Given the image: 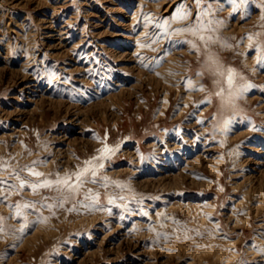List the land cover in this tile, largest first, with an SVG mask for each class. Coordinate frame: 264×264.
<instances>
[{"label": "rangeland", "instance_id": "rangeland-1", "mask_svg": "<svg viewBox=\"0 0 264 264\" xmlns=\"http://www.w3.org/2000/svg\"><path fill=\"white\" fill-rule=\"evenodd\" d=\"M0 187V264H264V0H0Z\"/></svg>", "mask_w": 264, "mask_h": 264}, {"label": "bare ground", "instance_id": "bare-ground-1", "mask_svg": "<svg viewBox=\"0 0 264 264\" xmlns=\"http://www.w3.org/2000/svg\"><path fill=\"white\" fill-rule=\"evenodd\" d=\"M55 26V25H54ZM13 31V30H12ZM234 93H236V92H234ZM190 94V93H189ZM237 94V93H236ZM188 95V94H187ZM188 98V97H187ZM249 100H251L252 98H248ZM166 107V105H164L163 106V108L164 109H166L165 108ZM209 107V106H208ZM207 108V107H206ZM161 110V109H160ZM183 110V109H182ZM182 112V111H181ZM203 112V111H202ZM162 113V112H161ZM96 141V140H95ZM98 141V143H99V140H97ZM107 141V140H106ZM97 143V142H96ZM95 144V143H94ZM106 145V144H105ZM177 145V144H176ZM98 146V145H97ZM108 146V145H107ZM107 146H104V148L105 147H107ZM22 147V146H21ZM176 147V146H175ZM104 148H103V150H104ZM19 149V148H18ZM97 149V148H96ZM111 149H113V148H111ZM40 150V149H39ZM51 150V149H50ZM60 152H64L65 151V163H68V161L69 160H71V157L68 155V153H67V151H66V148H65V150L63 149H61L60 148ZM71 150V149H70ZM17 151V150H16ZM164 151V150H163ZM108 152V151H107ZM112 152V151H111ZM40 154V153H39ZM101 154V153H100ZM110 154V153H109ZM22 155H23V153H22ZM21 155V156H22ZM43 155V154H42ZM138 155V154H137ZM199 155V154H198ZM61 156H63V155H61ZM110 156V155H109ZM27 157V156H26ZM111 157V156H110ZM139 157H140V155H139ZM142 158V157H141ZM22 159V158H21ZM40 159V158H39ZM57 159V158H56ZM78 159V158H77ZM96 159V158H95ZM105 159H106V157H105ZM44 160V159H43ZM73 160V159H72ZM197 160V159H196ZM75 161V160H74ZM73 161V162H74ZM89 161V160H88ZM92 161V160H91ZM90 161V162H91ZM43 162H45V161H43ZM52 162V161H51ZM53 162H54V160H53ZM62 162V161H61ZM102 162V161H101ZM105 162V161H104ZM140 162V161H139ZM48 163V162H47ZM55 163V162H54ZM59 163V162H58ZM94 163V162H93ZM49 167H51V164H49L48 165ZM67 166V165H66ZM69 166V165H68ZM89 166V165H88ZM91 166V165H90ZM95 167V166H94ZM186 167V166H185ZM125 169V168H124ZM63 170V169H62ZM114 170V169H113ZM119 170V169H118ZM121 170V169H120ZM119 170V171H120ZM127 170V169H126ZM54 171V170H53ZM52 171V172H53ZM61 171V170H60ZM125 171V170H124ZM44 173V172H43ZM58 173V172H57ZM61 173V172H60ZM113 173V172H112ZM111 173V174H112ZM46 174V173H45ZM109 174V173H108ZM180 174V173H179ZM181 175V174H180ZM179 175V176H180ZM234 176H236L237 175V173L236 174H233ZM49 176H51V174L49 175ZM63 176V175H62ZM176 176V175H175ZM148 183V182H147ZM238 185V184H237ZM236 185V186H237ZM209 187V186H208ZM1 188V187H0ZM237 189V188H236ZM249 189V188H248ZM250 200V199H249ZM246 201V200H245ZM215 202V201H214ZM184 203V202H183ZM188 203V202H187ZM186 203V204H187ZM210 203V202H209ZM182 204V203H181ZM180 204V205H181ZM200 204V203H199ZM207 204V203H206ZM191 205H193V204H191ZM190 205V206H191ZM211 205V204H210ZM238 205V204H237ZM250 205V204H249ZM252 205V204H251ZM173 206V205H172ZM179 206V205H178ZM178 206H177V208H178ZM182 206H183V204H182ZM197 206H199V205H197ZM202 206V205H201ZM264 206V205H263ZM174 207V206H173ZM180 207V206H179ZM195 207V206H194ZM210 207V206H209ZM215 207V206H214ZM235 207H237L236 205H235ZM241 207H243V206H241ZM166 209H167V207H165ZM180 208H182V207H180ZM186 208H188V207H186ZM198 208V207H197ZM196 208V209H197ZM238 208V207H237ZM259 208L260 207H256V210H259ZM263 208V207H262ZM185 209V208H184ZM183 209V210H184ZM200 209V208H199ZM206 209V208H205ZM208 209V208H207ZM236 209V208H235ZM158 210V209H157ZM168 210V209H167ZM182 209H180V211H181ZM190 210V209H189ZM209 210V209H208ZM170 211V210H169ZM172 211H173V209H172ZM215 211V210H214ZM62 212V211H61ZM158 212V211H157ZM189 212V211H188ZM170 213H171V211H170ZM184 213H185V211H184ZM191 213V212H190ZM193 213V212H192ZM197 213H198V211H197ZM202 213V212H201ZM207 213H209V212H207ZM213 213V212H212ZM260 213V212H259ZM48 214H49V212H48ZM52 214V213H51ZM50 214V215H51ZM62 214H64V213H62ZM210 214V213H209ZM158 215V214H157ZM190 215V214H189ZM231 215V214H230ZM232 215H234V214H232ZM47 216V215H46ZM96 216H98V215H96ZM197 216H198V214H197ZM199 216H201V214L199 213ZM205 216H207V215H205ZM212 216H213V214H212ZM245 216V215H244ZM65 217V216H64ZM170 217V216H169ZM236 217H237V215H236ZM49 218H50V216H49ZM59 218V217H58ZM96 218V217H95ZM204 218V217H203ZM61 219V218H60ZM63 219V218H62ZM242 219H243V217H242ZM48 220V219H47ZM55 220V219H54ZM65 220V219H64ZM71 220V219H70ZM78 220H80V219H78ZM92 220V219H91ZM170 220V219H169ZM202 220H204V219H202ZM235 221V220H234ZM245 221V220H244ZM250 221V220H249ZM54 222H56V221H54ZM203 222V221H202ZM72 223V222H71ZM76 223V222H75ZM74 223V224H75ZM238 223V222H237ZM43 224H45V223H43ZM203 224V223H202ZM233 224H235V223H233ZM216 225H218V224H216ZM72 226V225H71ZM247 226V225H246ZM117 227V226H116ZM64 227H63V224H57L56 225V227H53V222L52 221H50V222H48L46 225H40V226H37L36 227V229L34 230V232H33V234H32V237H31V240H33V242L34 243H37V242H41V240H44V242H48L50 239H52V238H56L59 234H60V231L63 229ZM114 231V230H113ZM62 233H64V231L62 232ZM108 235V234H107ZM263 238V237H262ZM9 239V238H8ZM105 239V238H104ZM101 241V240H100ZM133 241V240H132ZM56 242V241H55ZM59 243V242H58ZM225 243V242H224ZM34 245L35 244H33V246H31L30 247V250H34ZM228 245V244H227ZM235 245V244H234ZM54 246H55V244H54ZM117 246V245H116ZM54 248V247H53ZM203 249V248H202ZM34 252V251H33ZM209 253V252H208ZM208 253H206V254H208ZM212 253H213V250H212ZM195 255V254H194ZM201 256V255H200ZM204 256V255H203ZM202 256V257H203ZM220 257V256H219ZM234 257H236V256H234ZM235 260V259H234ZM152 263V262H151ZM229 263V262H228ZM188 264H192V262L190 263V262H188ZM195 264V263H194ZM200 264H203V262H201L200 261ZM207 264V263H206Z\"/></svg>", "mask_w": 264, "mask_h": 264}]
</instances>
